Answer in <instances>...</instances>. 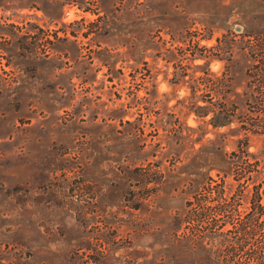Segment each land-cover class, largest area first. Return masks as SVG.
<instances>
[{"label": "rangeland", "instance_id": "rangeland-1", "mask_svg": "<svg viewBox=\"0 0 264 264\" xmlns=\"http://www.w3.org/2000/svg\"><path fill=\"white\" fill-rule=\"evenodd\" d=\"M0 264H264V0H0Z\"/></svg>", "mask_w": 264, "mask_h": 264}, {"label": "trees", "instance_id": "trees-1", "mask_svg": "<svg viewBox=\"0 0 264 264\" xmlns=\"http://www.w3.org/2000/svg\"><path fill=\"white\" fill-rule=\"evenodd\" d=\"M203 58L207 57V55H200ZM227 80H230V77L227 78ZM218 96L222 97L224 100L228 98V95L218 92ZM211 102V101H210ZM197 109L201 110V116L205 117L208 114H212L211 117L207 120V123L212 124L214 127H220L227 125L233 121L236 115V111L223 107L219 110L215 111L214 109L208 108L206 106H197ZM245 139H247V136L245 135Z\"/></svg>", "mask_w": 264, "mask_h": 264}]
</instances>
